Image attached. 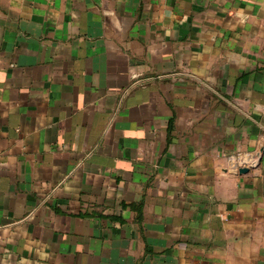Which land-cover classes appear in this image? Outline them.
<instances>
[{
  "label": "crops",
  "instance_id": "1",
  "mask_svg": "<svg viewBox=\"0 0 264 264\" xmlns=\"http://www.w3.org/2000/svg\"><path fill=\"white\" fill-rule=\"evenodd\" d=\"M0 264H264V0H0Z\"/></svg>",
  "mask_w": 264,
  "mask_h": 264
},
{
  "label": "water",
  "instance_id": "2",
  "mask_svg": "<svg viewBox=\"0 0 264 264\" xmlns=\"http://www.w3.org/2000/svg\"><path fill=\"white\" fill-rule=\"evenodd\" d=\"M253 166H255V165H253ZM249 171H250L249 168H242V169H240L238 172H239L240 174H246V173H248Z\"/></svg>",
  "mask_w": 264,
  "mask_h": 264
}]
</instances>
